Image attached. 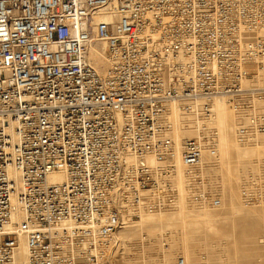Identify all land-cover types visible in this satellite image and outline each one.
Wrapping results in <instances>:
<instances>
[{
    "label": "built area",
    "instance_id": "2783aa9c",
    "mask_svg": "<svg viewBox=\"0 0 264 264\" xmlns=\"http://www.w3.org/2000/svg\"><path fill=\"white\" fill-rule=\"evenodd\" d=\"M263 58L264 0H0V264L21 241L25 264H115L123 227L177 207L178 167L188 206H220L214 108L264 135Z\"/></svg>",
    "mask_w": 264,
    "mask_h": 264
},
{
    "label": "rangeland",
    "instance_id": "374dc122",
    "mask_svg": "<svg viewBox=\"0 0 264 264\" xmlns=\"http://www.w3.org/2000/svg\"><path fill=\"white\" fill-rule=\"evenodd\" d=\"M254 82L264 87V80ZM223 104H216L217 127L221 138L224 131L218 124V109L222 107L230 120L227 137L232 146L228 163L221 156L217 174L223 205L216 209L185 207L187 211L204 210L208 222L180 217V207L150 214L151 225L143 218V222L136 220L123 227L115 264H176L180 256L184 264H264V135L258 136L259 144L239 145L232 130L233 113ZM258 104L263 110L264 101ZM244 185L251 186L255 195H241ZM164 234L169 235L167 247L160 240ZM142 237H146L143 244Z\"/></svg>",
    "mask_w": 264,
    "mask_h": 264
},
{
    "label": "bare ground",
    "instance_id": "6f19581e",
    "mask_svg": "<svg viewBox=\"0 0 264 264\" xmlns=\"http://www.w3.org/2000/svg\"><path fill=\"white\" fill-rule=\"evenodd\" d=\"M105 18H107V17H105V16L102 17V19H105ZM101 55H102L101 51L96 48L95 51L92 52L91 57H93L96 60L97 66H106V61L102 58ZM260 79L264 80V58L258 62V71L256 72V75L253 78V80H255L256 82H259V83H260ZM250 82L251 81H248L247 84H250ZM261 101H264V97H262ZM215 109H216V105L214 108V113H215V124L217 126ZM218 111H219V113H218V124H219V127L224 131V134L221 135V138H220V131H219V135H218V145L217 146L219 148V138H220L221 139V144H220V151L221 152H219V158L217 160L216 171L219 172L220 158L222 156V158L224 160H226V162L228 163V161H229L228 158L232 154L231 153L232 152L231 151L232 146L230 143L231 139L229 137H227V128L230 127V120L226 117L224 109L222 107H219ZM231 116H232V114H231ZM178 119L179 118H178L177 114H175L174 115V121L176 123L178 122ZM232 120H233V128H232L233 135H234V137L237 140V143L239 145L246 146V145H250V144H259L258 137L254 138V139H250L247 142L241 143L237 139V137L235 136V134H236L235 133V121H234L233 116H232ZM191 135H192L191 131L180 130L176 133L177 142L180 140V138L189 137ZM48 178L50 181L56 182V181H61L63 179V176L61 174H58V173H53V174L49 175ZM177 181H178L181 196H180V200L178 202V205L175 209H178L181 207L180 209H178V210L182 209V211L179 212V213H181L180 217H182V218L193 217V218L199 219L203 222H208L207 221L208 213L205 212L204 210H197V211L188 210L187 211V209H185V207L190 208V209H216V208H219L223 205V199H222V196L220 195L221 205L218 207H196V206L191 207V206H188L186 204V198H185L186 197V189H185L186 177H185L184 169L182 167H178ZM210 183H211V180H210ZM175 209H173V210H175ZM144 215H142L138 219V221L141 220L143 222V218H144V223H146V225H151L153 220H152L150 214H144ZM116 235H117L118 239H120L119 232ZM14 260H15V264H25L26 263V246H25V243L23 241H21V243H20L18 252H17Z\"/></svg>",
    "mask_w": 264,
    "mask_h": 264
}]
</instances>
